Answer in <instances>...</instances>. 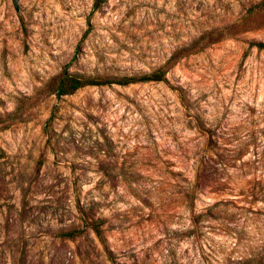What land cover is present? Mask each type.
I'll use <instances>...</instances> for the list:
<instances>
[{
	"label": "rangeland",
	"instance_id": "obj_1",
	"mask_svg": "<svg viewBox=\"0 0 264 264\" xmlns=\"http://www.w3.org/2000/svg\"><path fill=\"white\" fill-rule=\"evenodd\" d=\"M260 42L264 0H0V264H264Z\"/></svg>",
	"mask_w": 264,
	"mask_h": 264
},
{
	"label": "trees",
	"instance_id": "obj_2",
	"mask_svg": "<svg viewBox=\"0 0 264 264\" xmlns=\"http://www.w3.org/2000/svg\"><path fill=\"white\" fill-rule=\"evenodd\" d=\"M259 48H264V42L255 44ZM165 80V72L161 69L142 76H124L114 79L98 80L95 78L87 77L78 73H71L65 70L59 81L57 82L55 92L60 97L67 94H72L76 90L89 86V85H105V84H118L126 86L136 82H149V81H163ZM92 229L101 236V227L95 223L91 225ZM84 233L83 229H73L67 231H61L60 236L66 238H76Z\"/></svg>",
	"mask_w": 264,
	"mask_h": 264
}]
</instances>
